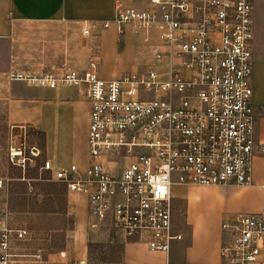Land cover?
<instances>
[{
    "label": "built area",
    "instance_id": "obj_1",
    "mask_svg": "<svg viewBox=\"0 0 264 264\" xmlns=\"http://www.w3.org/2000/svg\"><path fill=\"white\" fill-rule=\"evenodd\" d=\"M253 5L146 0L138 9L115 0L113 17L100 31L113 28L145 48L150 61L141 70L102 80L92 54L81 70L7 74L11 82L76 89L87 101L85 169L53 168L44 160L39 170L64 185L66 197L85 200L88 233L109 244L144 245L170 264V246L182 240L173 233V186L251 184L253 160L264 155L251 104ZM92 30L97 27L86 25L82 37L95 38ZM29 152L40 154L34 147ZM21 154L10 150L12 160ZM220 230L217 264H264V213L234 215ZM26 236L25 230L0 229V264H16L13 245Z\"/></svg>",
    "mask_w": 264,
    "mask_h": 264
},
{
    "label": "crops",
    "instance_id": "obj_2",
    "mask_svg": "<svg viewBox=\"0 0 264 264\" xmlns=\"http://www.w3.org/2000/svg\"><path fill=\"white\" fill-rule=\"evenodd\" d=\"M114 1L0 0V101H4L5 121L12 135L22 137L27 136L28 132L44 134L43 157L53 168L76 165L82 172L87 166V101L73 88L51 90L26 82H11L6 76L10 72L26 74L17 64L19 50L23 47L29 51L30 48H40L44 59H47L46 56L50 58L47 61L50 63L49 70L41 75L53 69H84L87 63L78 66L80 39L96 45L99 52L104 53L105 58L100 59V56L98 59L103 62L102 66L120 68L115 72L103 73L98 65V75L102 80H114L126 73L141 70L149 64L150 58L129 35L119 37L113 28L100 31V23L113 17ZM119 1L126 7L138 9L146 5V0ZM255 4L254 0L251 104L255 117V140L264 144V31L256 18ZM86 25L97 27V30H92L95 38L82 37L81 31ZM118 47L125 52L124 56L116 53ZM4 190L5 187L0 193ZM171 196L173 233L180 235L182 240L171 244L169 263L217 264L222 221L238 214L264 213V155L253 160L249 186L175 185L171 189ZM1 198L0 229L6 227L7 214L6 195ZM66 200L67 213L74 214L75 219L82 221L86 228L85 200L75 195L67 196ZM177 211L181 212V222L175 219ZM88 234L82 239H75L72 254L60 252L51 255V264L86 261L88 238H92ZM96 240L106 242V239L98 237ZM121 246L122 258L117 264H163L166 260L161 255L159 260L150 261L145 256L146 247L141 244ZM12 254L14 259L18 257ZM15 263L21 264L16 260Z\"/></svg>",
    "mask_w": 264,
    "mask_h": 264
},
{
    "label": "rangeland",
    "instance_id": "obj_3",
    "mask_svg": "<svg viewBox=\"0 0 264 264\" xmlns=\"http://www.w3.org/2000/svg\"><path fill=\"white\" fill-rule=\"evenodd\" d=\"M255 15L264 31V0H255ZM136 45V44H135ZM139 46V45H138ZM24 49L19 50V57L17 59V64L19 69L29 75H34L36 77L40 76L45 71L49 70V65L47 61L50 60L47 56L44 59V55L41 54V49L34 47L28 48L23 47ZM142 48V47H141ZM79 58L78 62L81 66L84 62L88 63L90 55L94 54L99 59L105 58L104 53L99 52L100 50L96 45L87 44L86 40H81L79 43ZM144 51L145 48H142ZM117 54L121 56L125 52L121 51L119 47L116 51ZM145 54L148 57L147 50ZM98 65L103 73L105 72H115L118 71L119 67H108L102 66L103 62L98 60ZM105 63V62H104ZM128 70V69H127ZM4 101H0V179L4 181L5 190L0 193V198L6 195L7 201V192H20L25 191L19 184H25L26 189V198L33 199L35 192L32 188L28 186V183L31 182L24 180H17L19 174L22 175V172L26 167L34 168L37 164L44 161V157L41 155L39 144L40 139L32 133L27 134V136H18L11 134L10 128L5 121L4 113ZM36 148L39 150L40 154L37 158H33L30 155V149ZM19 148L21 150V157L10 158V150ZM25 166L24 169L20 165ZM24 182V183H23ZM33 183V182H32ZM78 197V196H76ZM2 199V198H1ZM78 199V198H77ZM80 200V199H79ZM28 202L30 200H27ZM14 208V212L5 215V224L6 228L10 230H25L27 236L25 241L17 242L14 244L13 252L18 257L13 261H19L21 264H51L53 263V258L51 255H55L60 252H68L69 254L73 253L75 247V239H82V236L88 234L85 225L82 221L75 219L74 214H68L67 208L65 213H56L52 215H38L29 212L18 213ZM176 220L181 222V212L176 213ZM89 235V234H88ZM92 238H88L89 242L87 243V256L86 264H117L121 261V253L123 252V246L119 244H109L107 241L105 243H100L96 240V236L91 234ZM93 241V242H92ZM40 255V258H36L37 255ZM160 255V256H159ZM163 254L152 253L148 250H145V256L150 261L159 260ZM68 264H71L69 262Z\"/></svg>",
    "mask_w": 264,
    "mask_h": 264
},
{
    "label": "trees",
    "instance_id": "obj_4",
    "mask_svg": "<svg viewBox=\"0 0 264 264\" xmlns=\"http://www.w3.org/2000/svg\"><path fill=\"white\" fill-rule=\"evenodd\" d=\"M35 135L40 139L39 149L43 156L45 145L44 134L36 133ZM41 164L42 163L37 164L34 168L26 167L24 173L20 170V167H18L19 172H22V175L19 174L16 179L19 181L24 180V182H31L30 184L28 183V186L37 193L33 199H27V186L25 184H19V186L25 189V191L20 190V192H11L8 190L6 204L9 213L14 212V208L17 209L16 212L18 213L30 210L29 212L38 215L63 214L66 212L67 200L64 185L52 182L47 173L40 172L39 168ZM27 200L30 201L28 202Z\"/></svg>",
    "mask_w": 264,
    "mask_h": 264
}]
</instances>
